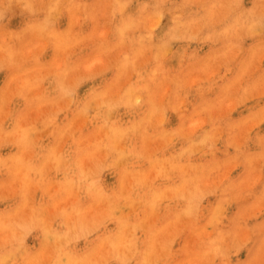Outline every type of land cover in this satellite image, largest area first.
Returning <instances> with one entry per match:
<instances>
[{
    "label": "rangeland",
    "instance_id": "1",
    "mask_svg": "<svg viewBox=\"0 0 264 264\" xmlns=\"http://www.w3.org/2000/svg\"><path fill=\"white\" fill-rule=\"evenodd\" d=\"M0 264H264V0H0Z\"/></svg>",
    "mask_w": 264,
    "mask_h": 264
},
{
    "label": "bare ground",
    "instance_id": "2",
    "mask_svg": "<svg viewBox=\"0 0 264 264\" xmlns=\"http://www.w3.org/2000/svg\"><path fill=\"white\" fill-rule=\"evenodd\" d=\"M162 46V45H161ZM160 47V46H159ZM174 74H175V72H174ZM125 90H127V89H125Z\"/></svg>",
    "mask_w": 264,
    "mask_h": 264
}]
</instances>
